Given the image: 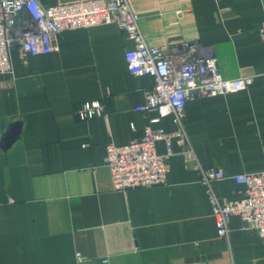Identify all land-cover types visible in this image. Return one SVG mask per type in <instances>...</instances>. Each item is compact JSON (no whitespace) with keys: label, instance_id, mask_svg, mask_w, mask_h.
<instances>
[{"label":"crops","instance_id":"1","mask_svg":"<svg viewBox=\"0 0 264 264\" xmlns=\"http://www.w3.org/2000/svg\"><path fill=\"white\" fill-rule=\"evenodd\" d=\"M128 1L150 45L196 40L224 77L253 82L187 101L197 162L173 141L166 182L116 190L107 144L141 138L148 124L178 127L170 114L152 122L157 110L136 108L154 79L129 71L133 41L109 23L63 30L45 54L13 44V70L0 73V264H264V236L240 216L219 236L199 171L221 168L218 194L240 198L233 176L264 169V0ZM91 100L103 114L81 118ZM156 149L164 154V141Z\"/></svg>","mask_w":264,"mask_h":264},{"label":"built area","instance_id":"2","mask_svg":"<svg viewBox=\"0 0 264 264\" xmlns=\"http://www.w3.org/2000/svg\"><path fill=\"white\" fill-rule=\"evenodd\" d=\"M140 18L128 0H74L53 5H44L40 0H0V73L13 70L10 52L13 44H19L24 52L33 55L49 53L55 48L56 36L66 29L115 23L133 41V47L125 53L129 71L154 79L145 103L136 108L157 110L159 117L152 122L170 114L178 127L166 130L148 124L141 138L124 144H107L106 161L116 190L166 182L167 158L174 154L173 141L182 146L181 153L187 161L197 162L184 128L187 101L195 95L245 90L254 79L252 75L224 77L216 58L202 53L196 40L150 45L141 30ZM260 35L264 40V21L260 25ZM103 111L99 100L85 101L78 110L81 118L99 116ZM160 140L166 146L164 154L156 149ZM199 171L212 204L219 236H228L229 222L234 215L240 216L248 229L264 236V169L233 176L244 186L240 198L218 194L215 182L226 178L221 168L199 164ZM77 258H82L80 252ZM101 262L108 264V258H102Z\"/></svg>","mask_w":264,"mask_h":264}]
</instances>
